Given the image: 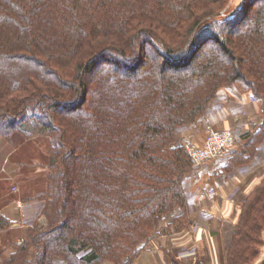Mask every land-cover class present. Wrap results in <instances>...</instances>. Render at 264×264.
Segmentation results:
<instances>
[{
	"label": "trees",
	"instance_id": "trees-1",
	"mask_svg": "<svg viewBox=\"0 0 264 264\" xmlns=\"http://www.w3.org/2000/svg\"><path fill=\"white\" fill-rule=\"evenodd\" d=\"M231 1L0 0V144L39 138L49 151L39 194L48 226L12 243L0 264H132L160 216L181 208L167 231L187 226L194 165L181 133L231 84L262 112L231 168L256 159L264 0L221 15ZM256 180L238 206L227 264H255L264 248V178Z\"/></svg>",
	"mask_w": 264,
	"mask_h": 264
},
{
	"label": "crops",
	"instance_id": "crops-1",
	"mask_svg": "<svg viewBox=\"0 0 264 264\" xmlns=\"http://www.w3.org/2000/svg\"><path fill=\"white\" fill-rule=\"evenodd\" d=\"M261 119L259 102L250 93L229 85L219 93L202 119L193 126L210 123L216 128L232 127L241 136L238 137L241 141L243 135L245 136ZM191 129L193 130L192 126L181 134L184 136ZM195 136L196 141L202 142L203 134L196 133ZM46 143L39 138L23 139L13 149L11 146L7 147V151L10 149V153L6 154L9 173L3 172L0 175V217L7 220L8 225L0 228V254L10 244L23 242L26 233L31 229L25 226L26 220H34L32 228L44 229L48 226V217L43 212L45 200L39 196L49 186V151ZM32 151L39 153L38 156L30 155ZM233 155L234 153L226 158L208 160L201 166H193L185 181V187L189 218L199 219V223H195V227L191 225V228H187L190 224L181 229L171 226L167 231L166 227L184 211L174 214L172 220L162 227L163 231L156 228L157 235L148 242L149 245L147 243L141 255L132 264H141L146 252L164 264H167L164 262L165 256L171 260V254L181 258L186 264H191L197 250L208 241L213 245L208 250H221L220 238L223 234L220 230L217 232L216 227L220 219H229V216L237 214L238 206L244 201L250 186L249 178L257 176L256 170L253 169L254 164L250 167L239 165L231 168ZM202 210L206 211V216L201 215ZM193 228H197L196 238ZM156 237H162L163 240L157 242Z\"/></svg>",
	"mask_w": 264,
	"mask_h": 264
},
{
	"label": "rangeland",
	"instance_id": "rangeland-1",
	"mask_svg": "<svg viewBox=\"0 0 264 264\" xmlns=\"http://www.w3.org/2000/svg\"><path fill=\"white\" fill-rule=\"evenodd\" d=\"M238 3L239 2L237 1V2H235L232 5L231 8H228V9L223 10L221 12V15H225V16H230V14L234 15V9L238 5ZM231 85H234L238 89H241V88H239L240 86H238L237 84H231ZM259 119H260V117H259ZM258 121H259L258 124L255 125L250 130L251 133H254L256 131V129L258 128L261 120H258ZM199 124H198L199 127L202 128L203 127V124H201V123H199ZM192 128L194 129V126H192ZM202 131L205 133L204 130H202ZM203 132L201 134H203ZM236 134H237V136L239 138H241V136L238 133H236ZM244 134H245V132H244ZM239 138L237 140V144L240 142V139ZM43 142H45V141L43 140ZM47 142H48V140H47ZM238 146L239 145H236L235 149L238 148ZM240 146H241V144H240ZM7 147H8V145H6L5 147H3L0 144V155L7 154L10 151V149L7 151ZM38 154L39 153H36L34 151L30 152V155H32V156H35V155L38 156ZM255 156H256V159L253 161V163H248V164L244 163V164H242V166H246V167H250L251 165L254 164L253 165V167H254L253 169L256 170L257 176H255L254 178L253 177L252 178L251 177L249 178V180H250L249 183L250 184L254 180L257 181L256 179L264 178V142H263L262 145L261 144L259 145V151L255 154ZM0 165H1V169L0 170L2 172L6 173V174L9 173V167H8L9 166V163L6 160V156H5V160L2 161V164H0ZM257 169H259L260 171H258ZM36 174L38 175V173H36ZM32 186H33V183H32ZM245 200H246V196L244 197V201ZM180 211L183 212L184 210L179 208V209H177V211H174L173 213H169V214H167L165 216H160L157 219L156 228H159V230L161 229L163 231V228L162 227H164V224L167 223V222H169L170 220H172L171 218L173 217V215L174 214L176 215V213H178ZM201 215L206 216L207 215L206 214V211L205 210H202V214ZM195 223H199V219L189 218L188 225L189 224L190 225L187 228H191L190 227L191 225L195 227ZM237 223H238V220L236 219V215L229 216V219H225V220L220 219V221L218 223L219 225L216 228H217V232H218V230H220L221 231V234H223V236H221V238H220V247H221V250H218L216 252H213L211 250H208V248L212 247L213 245H212L211 241L210 242L209 241L208 242H204L203 245H202V247H200V249L197 250V252L195 253L196 254L195 259L199 257L201 259V261H202L203 264H227V260H228L227 259L228 250H229V247H230V245L232 243L233 236H234L233 233H234V230H236V224ZM33 224H34V220H32V219L25 221V226H28L31 229H34V228H32ZM221 227L223 229H220ZM35 229L41 230V228H35ZM168 229H169V227H166L165 230H168ZM174 229H177V228H174ZM30 230L26 233V235L30 232ZM193 230H194L193 235L196 238L198 236V234L196 233L197 228H193ZM214 237H216V236H214ZM156 239H157L156 240L157 242H161L163 240L162 237L161 238L156 237ZM148 245H149V243H148ZM9 246H11V244ZM9 246L5 247L1 251V254L4 255L3 258H5L9 254L8 253V250L10 248ZM196 247H197V245H196ZM142 259L143 260H142V263L141 264H157V262H159L158 264H164L161 260L160 261L159 260L157 261L149 252L148 253L147 252L144 253ZM170 261L171 260L168 258V256H165V261L164 262L165 263L167 262V264H170ZM193 261H191V263H193ZM56 264H64V262L62 260H60V259L57 258L56 259ZM101 264H115V263H111V262L105 261V262H102Z\"/></svg>",
	"mask_w": 264,
	"mask_h": 264
},
{
	"label": "built area",
	"instance_id": "built-area-1",
	"mask_svg": "<svg viewBox=\"0 0 264 264\" xmlns=\"http://www.w3.org/2000/svg\"><path fill=\"white\" fill-rule=\"evenodd\" d=\"M191 130L183 136L182 144L196 167L208 160L232 155L237 145L238 136L232 127L216 128L213 124L205 123L202 128L197 125ZM202 132V142L196 141L195 134Z\"/></svg>",
	"mask_w": 264,
	"mask_h": 264
},
{
	"label": "water",
	"instance_id": "water-1",
	"mask_svg": "<svg viewBox=\"0 0 264 264\" xmlns=\"http://www.w3.org/2000/svg\"><path fill=\"white\" fill-rule=\"evenodd\" d=\"M239 2L238 5L236 7H238L242 2L243 0H232L231 1V5H233L235 2ZM235 7V8H236ZM255 264H264V248L262 250V253L260 255V257L257 259L256 263Z\"/></svg>",
	"mask_w": 264,
	"mask_h": 264
}]
</instances>
